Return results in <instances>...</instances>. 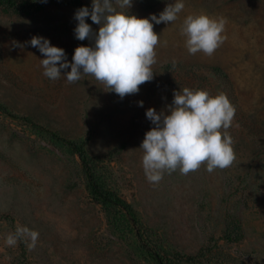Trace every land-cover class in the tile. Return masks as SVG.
<instances>
[{
    "label": "rangeland",
    "instance_id": "rangeland-1",
    "mask_svg": "<svg viewBox=\"0 0 264 264\" xmlns=\"http://www.w3.org/2000/svg\"><path fill=\"white\" fill-rule=\"evenodd\" d=\"M174 2L132 0L131 8L117 10L159 17ZM183 3L174 23L152 21L160 36L154 79L123 99L90 75L74 84L63 76L50 80L41 65L46 57L28 43L44 37L71 63L77 47L95 46L75 36V14L91 11L92 0H57L30 14L0 10V103L53 133L84 141L106 186L137 217L133 222L91 193L82 162L68 146L0 111V264H160L154 252L166 264L174 252L200 254L195 264H264V0ZM198 14L227 19V39L212 56L191 55L185 46L183 21ZM86 22L98 34L100 25L90 17ZM183 88L227 95L236 108L229 129L236 159L223 170H177L151 184L140 149L154 127L146 111L167 114L174 92ZM230 219L242 225L240 240L225 238ZM18 225L39 233L35 250L23 241L5 244Z\"/></svg>",
    "mask_w": 264,
    "mask_h": 264
},
{
    "label": "clouds",
    "instance_id": "clouds-1",
    "mask_svg": "<svg viewBox=\"0 0 264 264\" xmlns=\"http://www.w3.org/2000/svg\"><path fill=\"white\" fill-rule=\"evenodd\" d=\"M131 7L132 0H92L91 11L88 7L78 9L75 14L78 21L76 39L94 40L95 46L77 47L71 63L64 49L52 46L44 37L34 36L28 43L46 57L41 60L43 75L52 81L63 76L68 84L90 75L121 99L138 94L140 86L153 81L155 74L153 66L157 63L160 36L154 31L152 21L155 24L174 23L185 4L183 0H175L159 17L152 15L143 19L117 10ZM88 17L100 25L98 34L86 22ZM227 23L224 17L188 15L183 21L181 34L186 38L189 54L214 55L227 39ZM138 106L143 107V101H139ZM235 115L236 108L226 94L213 97L206 90L189 88L174 92L167 114L149 108L146 117L154 127L145 134L140 148L144 153L142 166L149 183L158 184L166 173L171 175L177 170L188 175L202 166H206L209 173L231 167L236 155L229 129ZM38 239L37 231L18 225L7 235L5 244L14 247L23 241L32 251Z\"/></svg>",
    "mask_w": 264,
    "mask_h": 264
},
{
    "label": "trees",
    "instance_id": "trees-1",
    "mask_svg": "<svg viewBox=\"0 0 264 264\" xmlns=\"http://www.w3.org/2000/svg\"><path fill=\"white\" fill-rule=\"evenodd\" d=\"M57 0H0V10L4 12H11L17 14H30L40 8L46 6L48 3H54ZM70 4L79 5L82 3V0H64ZM0 111L11 115L13 117L19 118L29 124L31 127L47 132L51 137L56 139L58 142L63 143L68 146L75 154H77L83 165V172L85 179L87 181L88 187L91 193L99 199L104 204L115 205L125 212L131 215L133 222L137 221V217L133 214V209L130 204L125 200L120 198L112 189L106 186V183L102 179L99 168L88 150L86 149V143L84 141L72 140L66 137H63L57 133H53L42 125L33 121L30 117L21 116L13 113L5 105L0 103ZM243 235L242 225L235 219H230L227 222V227L225 231V238L227 240H240ZM139 238H142V235H139ZM151 252H154L153 249H150ZM158 262L160 264H166L167 262L162 259L160 252H154ZM169 256V255H167ZM200 256L198 255H182L179 252H174L170 255L168 261L172 264H195L196 259ZM175 262V263H174Z\"/></svg>",
    "mask_w": 264,
    "mask_h": 264
}]
</instances>
